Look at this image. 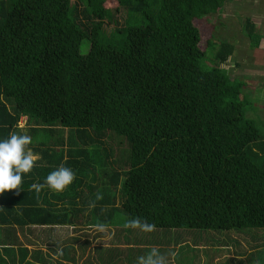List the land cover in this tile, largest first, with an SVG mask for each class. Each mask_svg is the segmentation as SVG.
Here are the masks:
<instances>
[{
	"label": "trees",
	"instance_id": "obj_1",
	"mask_svg": "<svg viewBox=\"0 0 264 264\" xmlns=\"http://www.w3.org/2000/svg\"><path fill=\"white\" fill-rule=\"evenodd\" d=\"M224 1L0 0V140L30 135L39 156L20 195H0V228L64 226L80 247L102 238L94 256L107 239L138 264L151 246L115 226L128 219L172 238L161 252L210 249L187 246L185 229L264 227V128L208 19ZM244 28L258 46L249 18ZM61 165L76 173L63 192L30 190Z\"/></svg>",
	"mask_w": 264,
	"mask_h": 264
},
{
	"label": "rangeland",
	"instance_id": "obj_2",
	"mask_svg": "<svg viewBox=\"0 0 264 264\" xmlns=\"http://www.w3.org/2000/svg\"><path fill=\"white\" fill-rule=\"evenodd\" d=\"M118 17L120 20V15ZM246 18H249L253 23V31L261 35L256 47H251L250 38L246 34L244 28ZM208 19L216 24L213 30V40L233 44L232 53L221 66L227 70L232 78L238 77L245 82L242 89L243 94L248 95L254 107L253 114L258 116L256 117L258 123L255 125L260 129L264 128V0H225L222 10L218 14L208 15ZM87 42V39L82 41L80 51L85 52L87 50ZM204 46L205 39L202 38L200 47L203 48ZM24 122L25 118L22 117L19 124L23 125ZM115 226L118 229L123 227L122 224ZM184 231H190L188 235H180V237L187 235L185 237L187 246L191 247L192 244L195 246L198 244L200 247L210 245V249L193 250L188 248V250H184H187V253L184 254L181 247V249L172 247L173 249L170 251L179 248L178 260L184 258V261L180 260L179 264H205L201 261H207L206 264H218L219 260V263L223 264L221 263L223 259H228L232 255L239 256L236 257L237 259H230L231 261L226 264H264V227H244L229 230L185 229ZM121 233L124 232L121 231ZM180 237L178 238L179 241H181ZM138 238L140 243L137 244L143 246H154L156 242L161 243L162 241L173 243L172 238L167 239L168 236L165 234L163 236L162 233L157 234V232L152 235L138 231ZM213 252L218 253L217 257H220L217 260L214 258L217 263L213 262V255H211Z\"/></svg>",
	"mask_w": 264,
	"mask_h": 264
},
{
	"label": "crops",
	"instance_id": "obj_3",
	"mask_svg": "<svg viewBox=\"0 0 264 264\" xmlns=\"http://www.w3.org/2000/svg\"><path fill=\"white\" fill-rule=\"evenodd\" d=\"M44 227L36 226L32 232L27 231L25 227L20 228L18 226H13L11 230L0 228V232L2 233V235L0 234V240L2 241V244H0V264H24L26 260L31 261L32 264H129L126 254L127 249L131 248L129 245H121L120 242L110 244L109 242L107 243L106 239L104 241L105 244L100 248V252H98L100 253L99 258L93 255L95 254L93 253V246L97 241H101L102 238L100 240L94 239L87 248L80 247L77 241H72V238H70L72 237V233L66 230L64 226H51L52 229ZM41 229H44L43 231L47 233L38 235ZM37 235L41 237L42 243L35 244L37 242L34 237ZM68 244H71V246H67ZM172 247L180 248L181 246L180 244L170 245L169 249L163 253L169 252L173 249ZM179 248L171 251L176 253V258L170 257L171 264H179L180 260L184 261V258L178 260L177 254ZM58 249L62 250V255L58 254ZM182 250L184 251V249ZM88 252L91 253L90 256ZM217 255L218 253L213 255L214 263H217V261H214V258L216 260L220 258ZM237 256L239 255L229 256L228 259H223L221 263L226 264L228 261H231L230 259H237ZM243 261H246V259H243ZM219 262L220 260L218 264H220Z\"/></svg>",
	"mask_w": 264,
	"mask_h": 264
},
{
	"label": "clouds",
	"instance_id": "obj_4",
	"mask_svg": "<svg viewBox=\"0 0 264 264\" xmlns=\"http://www.w3.org/2000/svg\"><path fill=\"white\" fill-rule=\"evenodd\" d=\"M33 139L27 134H18L13 131L8 138L0 140V195L6 191L16 190V195H20L23 189L22 177L24 174L30 173L36 166L39 159L30 147ZM76 179V173L68 167L61 165L57 170L52 171L44 183H33L30 190H34L39 194L46 186L56 192H63ZM103 195L96 193V200H102ZM96 207L94 201L89 202V208ZM2 208V207H0ZM124 228L140 230L144 233H152L156 230V225L148 222L147 219L135 217L125 221ZM96 231L109 235V227L106 223H97L94 225ZM62 255V250H57ZM175 252L163 253L157 246H152L146 255L138 257V264H171L170 257L174 258Z\"/></svg>",
	"mask_w": 264,
	"mask_h": 264
}]
</instances>
